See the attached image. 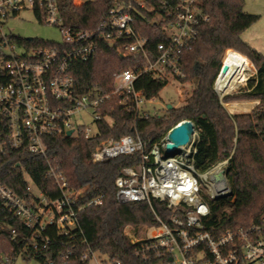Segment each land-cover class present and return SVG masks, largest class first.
Masks as SVG:
<instances>
[{
	"label": "built area",
	"instance_id": "2783aa9c",
	"mask_svg": "<svg viewBox=\"0 0 264 264\" xmlns=\"http://www.w3.org/2000/svg\"><path fill=\"white\" fill-rule=\"evenodd\" d=\"M71 1L74 6H81L98 0ZM109 1L106 18L94 29H81L64 26L62 0H0V164L24 167L25 155L40 157L46 162L47 177L54 181L60 193L55 199H49L36 186L38 194L33 193L30 186V199H27L0 183V198L25 227L39 233L55 226L63 235H69L78 228L81 211L104 202V196H100L80 203L82 191L70 187L61 162L49 156L50 139L95 137L103 107L113 97H124L146 119L154 116L148 107L155 99H147L136 89L137 79L142 74H150L167 85L182 84L186 79L182 63L184 50L197 38L198 26L209 20L201 10L202 0H162L161 7L167 17L157 14L148 24L164 23L166 42L157 45V54L152 59L146 48L147 39L135 31L134 23L136 13H152L156 8L147 0ZM25 12H32L37 19L41 17L45 24L59 27L63 41L43 46L30 39L31 45H26L7 35L4 27L10 19ZM101 42L114 46L121 55H141L146 64L140 70L115 74V88L110 94H81L72 67L93 59ZM231 51L234 50H227L224 58ZM221 72L222 69L214 88L223 101L225 97L215 87ZM248 73L249 80L256 78L253 63ZM89 112L94 130L77 123L83 113ZM181 124L187 129L189 141L178 153L167 156L166 145H174L170 134ZM197 141L194 124L184 120L153 145L132 135L98 145L92 156L94 163L140 155L139 163L124 168L115 180L119 203L154 201L164 204L172 213L167 221L157 218L158 225L145 228L141 238L128 232L131 227H127L125 234L134 244L145 243L136 254L146 262L155 259L160 264H264V221L237 229L207 230L206 222L212 216L209 202L230 197L231 184L227 179L228 160L204 173L198 171ZM12 236L16 237L15 230ZM33 249H39L35 239ZM80 260L85 264H120L92 250L85 252ZM1 264L14 262L4 257Z\"/></svg>",
	"mask_w": 264,
	"mask_h": 264
},
{
	"label": "trees",
	"instance_id": "16d2710c",
	"mask_svg": "<svg viewBox=\"0 0 264 264\" xmlns=\"http://www.w3.org/2000/svg\"><path fill=\"white\" fill-rule=\"evenodd\" d=\"M161 1L147 0L156 12L135 14V31L147 39L146 48L152 59L157 54V45L166 42L164 23L148 24L157 14L167 17ZM110 5L109 0L81 6H74L71 0H62L64 26L94 29L106 18ZM200 7L209 20L198 26L197 38L189 42L183 53L186 79L182 84L198 80L184 104L173 106L165 115L146 119L138 115L133 104L124 97H113L103 107L95 137L51 138L49 156L61 162L70 187L82 191L84 196L80 203L100 196H104V202L81 211L78 228L63 235L55 226L41 233L28 229L0 198V264L4 257L12 262L22 257L42 264H85L80 258L89 250L120 264H160L155 259L146 262L138 256L137 250L145 243H132L125 231L127 227L156 226L157 218L167 221L172 213L162 203L121 204L116 199V178L124 168L136 166L140 155L122 156L102 163H94L92 156L102 141H118L127 135L139 136L153 145L184 120L191 121L198 133L195 166L199 172L204 173L228 160L231 196L209 202L212 216L206 222L207 230L237 229L264 221V55L242 38L260 16L245 11V0H202ZM38 20L43 23L41 17ZM14 38L31 45L30 39ZM34 41L43 46L55 44L40 39ZM227 50L236 52L231 51L224 58L225 63L239 62L249 70L251 61L257 76L249 81L246 92L229 96L239 93L245 86L237 88L221 101L214 85ZM145 64L143 56L121 55L114 46L101 42L93 59L73 65L72 75L79 93L110 94L115 88V74L140 70ZM166 86V81L150 74H142L136 81V89L147 99L158 98ZM22 163L24 167L0 164V183L30 199L29 178L49 199L58 197L60 193L54 181L47 177V165L42 158L25 155ZM34 239L38 242V250L33 249Z\"/></svg>",
	"mask_w": 264,
	"mask_h": 264
},
{
	"label": "rangeland",
	"instance_id": "374dc122",
	"mask_svg": "<svg viewBox=\"0 0 264 264\" xmlns=\"http://www.w3.org/2000/svg\"><path fill=\"white\" fill-rule=\"evenodd\" d=\"M245 11L249 14L260 16V19L242 34V38L246 43H248L257 52L264 55V0H245ZM4 31L7 35H13L16 38L21 37L24 39H40L46 42H55V43H59L63 41V36H62L61 30L59 27L48 25L45 23H40L39 20L34 16L32 12H25L18 18L10 19V21L4 27ZM225 55L226 53L224 54L222 61ZM236 63L244 68V66L241 65L239 62H236ZM226 65H231V64H226ZM248 71L249 70L245 72L247 75L246 81L250 77ZM254 74L255 73L253 71V75ZM251 79H253V77H251ZM197 81H198L197 79H194L191 83L178 84V83L172 82L171 84H168L161 91L159 97L155 99L154 104L148 107V111L152 115L162 116L166 114L168 110L167 109L168 105H172L174 107H179L183 105L184 101L189 96V92L191 93L193 88L197 85ZM248 83H247V86L244 84L239 86L240 88L245 86L242 90L239 91V93L229 95L230 93L233 92V91L230 92L231 91L230 90L227 92L228 95L236 96V95H240L241 93L246 92V89L248 88ZM90 114L91 112L83 113L77 119V123L78 125L85 126L87 128H91L94 130L95 127L93 123V118L91 117ZM27 180L30 183L32 192L37 195L38 192H37L35 185L29 180V178H27ZM145 228L147 227H140V228L131 227L129 228L128 232H130L131 234H135L134 236H136L137 238H141L143 236V233H144L143 231ZM14 264H42V263L34 259H24L22 257H19L15 260Z\"/></svg>",
	"mask_w": 264,
	"mask_h": 264
},
{
	"label": "bare ground",
	"instance_id": "6f19581e",
	"mask_svg": "<svg viewBox=\"0 0 264 264\" xmlns=\"http://www.w3.org/2000/svg\"><path fill=\"white\" fill-rule=\"evenodd\" d=\"M230 63V62H227ZM225 63V65L227 64ZM247 70L244 69L239 64H231L226 65V69L221 72V75L219 76L217 83H216V90L220 94L221 97H225L228 91L232 92L233 90L240 88L239 86L244 84L246 85V72ZM246 81V82H245ZM245 82V83H244ZM235 87V88H234ZM229 92V93H230ZM216 178V177H215Z\"/></svg>",
	"mask_w": 264,
	"mask_h": 264
},
{
	"label": "water",
	"instance_id": "95a60500",
	"mask_svg": "<svg viewBox=\"0 0 264 264\" xmlns=\"http://www.w3.org/2000/svg\"><path fill=\"white\" fill-rule=\"evenodd\" d=\"M222 71L226 69V65L223 63L222 65ZM225 107V105L223 104ZM172 105H168L167 109H172ZM72 132L68 133V136H71ZM170 139L174 143L168 144L165 147V151L167 153V156H173L174 154L178 153L180 150V147L187 144L189 141V136L187 129L184 125H179L173 129V131L170 134Z\"/></svg>",
	"mask_w": 264,
	"mask_h": 264
}]
</instances>
